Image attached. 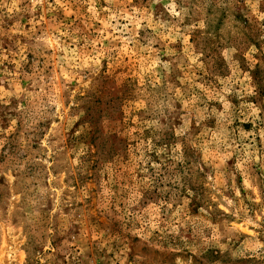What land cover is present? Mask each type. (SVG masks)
Masks as SVG:
<instances>
[{
  "label": "rangeland",
  "instance_id": "374dc122",
  "mask_svg": "<svg viewBox=\"0 0 264 264\" xmlns=\"http://www.w3.org/2000/svg\"><path fill=\"white\" fill-rule=\"evenodd\" d=\"M0 264H264V0H0Z\"/></svg>",
  "mask_w": 264,
  "mask_h": 264
}]
</instances>
